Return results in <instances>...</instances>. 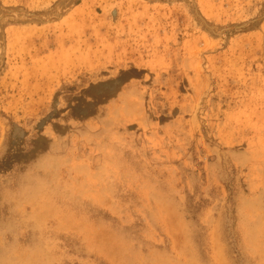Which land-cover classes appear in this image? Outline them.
<instances>
[{
	"label": "rangeland",
	"instance_id": "rangeland-1",
	"mask_svg": "<svg viewBox=\"0 0 264 264\" xmlns=\"http://www.w3.org/2000/svg\"><path fill=\"white\" fill-rule=\"evenodd\" d=\"M0 264H264V0H0Z\"/></svg>",
	"mask_w": 264,
	"mask_h": 264
}]
</instances>
